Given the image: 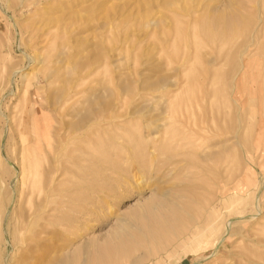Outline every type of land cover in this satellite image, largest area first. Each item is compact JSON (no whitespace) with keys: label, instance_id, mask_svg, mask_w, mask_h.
I'll use <instances>...</instances> for the list:
<instances>
[{"label":"rangeland","instance_id":"rangeland-1","mask_svg":"<svg viewBox=\"0 0 264 264\" xmlns=\"http://www.w3.org/2000/svg\"><path fill=\"white\" fill-rule=\"evenodd\" d=\"M263 5L264 0H0V195L7 201L20 177L22 125L36 122L43 110L51 116L49 158L62 162L53 210L28 226L6 220L0 229V264H264L263 80L256 81L255 96L243 86L254 71L237 82L234 96L244 101L238 123V107L226 101L243 59L264 75ZM156 81L162 93L177 96L174 107L153 91ZM203 91L209 97L205 110L215 107L209 102L214 95L221 113L235 109L220 120L227 128L224 138L211 142L173 120L190 116L184 106L194 105ZM88 100L93 106L119 101L115 117L92 120L88 134L73 133L65 143L62 124L79 122ZM235 124L241 126L238 139L230 132ZM186 200L203 208L201 218L171 244L153 247L144 240L153 249H112L113 231L125 233L147 220L144 206L178 208ZM14 205L9 215L28 209L26 200Z\"/></svg>","mask_w":264,"mask_h":264},{"label":"bare ground","instance_id":"bare-ground-1","mask_svg":"<svg viewBox=\"0 0 264 264\" xmlns=\"http://www.w3.org/2000/svg\"><path fill=\"white\" fill-rule=\"evenodd\" d=\"M27 1V0H26ZM238 1V0H237ZM252 1V0H251ZM259 1V0H258ZM261 1V0H260ZM250 2V1H249ZM30 4V1L28 2ZM32 3V1H31ZM257 4V3H256ZM28 6V5H27ZM219 5H217L218 7ZM260 6V5H259ZM264 6V5H263ZM262 6L261 10L257 9L260 11V13L262 15H264V7ZM215 7V10H219V8ZM252 8V7H251ZM254 8V7H253ZM259 8V7H258ZM258 11V12H259ZM255 13V12H254ZM46 14V13H45ZM44 13L42 15H45ZM256 14V13H255ZM264 18V16H262ZM262 18V19H263ZM45 20V19H44ZM43 20V21H44ZM47 20V19H46ZM45 20V21H46ZM262 21V20H261ZM264 21V19H263ZM40 22V21H39ZM38 22V23H39ZM154 22V21H153ZM45 24V22H43ZM42 23V19H41V23ZM49 23V22H46ZM57 24V23H56ZM35 25V24H34ZM38 25V24H37ZM49 25V24H48ZM247 24H245L246 26ZM44 26V25H43ZM41 26V27H43ZM47 26V25H46ZM44 26V27H46ZM38 29H39V25H38ZM41 29V28H40ZM43 32V31H42ZM253 40V39H252ZM258 41V40H257ZM249 44V43H248ZM252 44V43H251ZM250 45V44H249ZM256 45V44H255ZM262 48V47H261ZM245 50V49H244ZM189 51V50H188ZM150 56V55H149ZM183 56V55H182ZM182 56L181 59H182ZM148 57V56H147ZM67 59V58H66ZM180 59V60H181ZM179 60V59H178ZM233 61V60H232ZM235 62V61H233ZM232 63V62H231ZM253 61L251 62V60L243 59L240 62V67H239V72H238V76H234L232 77L231 80V86H230V91H229V95L226 97H222V99L224 100V98L229 99L228 101H231L230 103L233 104V106L235 105L237 108V111H235V109H229V105L227 108L230 111H235V118L234 120L238 123L239 117L241 116L243 110V99H239L241 98L238 96H234V94L236 95L237 93H235V90L238 89L237 84H240L241 82H246V80H248L249 78H247L246 80H243L245 78V74L248 72L251 73V71L253 72V76L250 74H248L251 78L249 79V81L247 83L249 84H244L243 86L244 89H247L250 94L253 96H255L254 93H256L255 91V87H256V81L261 82V89L263 88L264 90V75H262L261 73V68L255 64L253 66ZM179 64V63H178ZM208 65V64H207ZM209 66V65H208ZM254 67V68H253ZM254 69V70H253ZM204 74V73H203ZM205 75V74H204ZM258 77V78H253V77ZM247 76V77H249ZM238 77V78H237ZM207 76L204 77V80H207ZM258 79V80H257ZM161 79H159L160 81ZM202 80V79H201ZM156 81V82H152L156 86H160V82ZM241 81L240 83H237ZM150 83V82H148ZM158 83V84H157ZM191 83V82H190ZM209 83V82H208ZM204 84V83H203ZM243 84V83H242ZM151 85V84H150ZM72 86V85H71ZM165 86V84H164ZM241 86V84H240ZM152 87V86H151ZM158 87H152L153 91L155 88L154 92H159V95L161 98L165 97L166 98V104L165 106L167 108H171V106L174 107L176 101H177V96L176 95H166V93H162V91L165 90H161V86L160 89ZM163 87V86H162ZM206 87V86H205ZM258 87V88H259ZM157 88V91H156ZM164 88V87H163ZM193 88V87H192ZM236 88V89H235ZM257 88V87H256ZM145 89V87H144ZM203 90V89H202ZM237 90V92H238ZM94 91V90H93ZM195 91V90H194ZM199 91V90H198ZM261 91V90H260ZM216 92V91H215ZM220 92V91H219ZM263 93V91H261ZM193 93V91H192ZM214 93V92H213ZM227 93V92H226ZM239 94L241 93L238 92ZM168 94V93H167ZM195 94V93H194ZM217 94V92H216ZM48 95V94H47ZM69 95V94H68ZM136 95V94H135ZM197 95V92H196ZM130 96V95H129ZM132 96V95H131ZM191 96V95H190ZM195 96V95H194ZM219 96H222L221 94ZM263 98V95H261ZM260 96V97H261ZM54 97V95H53ZM92 97V96H91ZM135 97V96H134ZM185 97V96H184ZM217 97V98H216ZM238 97V99H237ZM117 98V97H116ZM130 98V97H129ZM216 98V100H215ZM219 97L217 95H214V97L212 99H210L209 102H212L213 105L215 107H209L210 110H205V104L208 103L209 97L207 96V93H205L203 91V93H200L199 96H195V98L193 99V103L194 105H192V102H190L191 104H189V106L186 104V106H184L185 111H189L190 113H192L190 116L184 113H181L179 117H175L173 120L174 121H178L180 122V125L182 127L185 126L188 128V130H186L187 132L190 130L192 131L196 136L201 135L202 138H205L208 140L210 139H216V138H221V136H225L227 133V128L226 130H222L221 125L224 124L222 123L221 125L219 123L220 120L222 119H226L227 116H230V113L232 114V112H230L228 109V111L230 112L227 116L224 113H221L220 111L221 108V104L219 102L220 99H218ZM70 99V98H69ZM133 99V98H132ZM164 99V98H163ZM186 99V98H185ZM73 100V99H72ZM125 100V99H124ZM127 100V101H126ZM124 101V108L128 109V106L126 107V105L128 104L127 102L129 101L128 99H126ZM222 100V101H223ZM264 100V99H262ZM76 101V99H75ZM88 111L84 110L87 112V114H83L82 115V119L79 120V122H77L76 124H72V123H63L62 124V131H63V136H64V142L68 143L70 142V140L73 139V137H71V134H75L77 132H81L82 135H86L88 134L90 129L89 127H91L90 123H92L91 121L94 119H100V121H105V120H110L111 118H114L115 116H113V109L114 106H116V104H118L119 101H117V103L115 104L114 100H110L108 103H105V101H99V105L97 106H93L90 104V100H88ZM122 101V100H121ZM120 101V103H121ZM136 101V99H135ZM134 101V102H135ZM189 101V100H188ZM192 101V98H191ZM221 101V100H220ZM225 101V102H226ZM132 101V104L134 103ZM181 104H184L185 100H183V98H179V101ZM263 102V101H262ZM71 103V102H70ZM125 103H127L125 105ZM131 103V101H130ZM179 103V104H180ZM75 104V103H74ZM220 104V105H219ZM226 104V103H225ZM228 104V103H227ZM246 104V103H245ZM244 104V105H245ZM248 104V103H247ZM246 104V105H247ZM79 105V103H78ZM131 105V104H130ZM208 105V104H207ZM122 106V105H121ZM179 106V105H178ZM182 106V105H181ZM195 106V110L194 107ZM227 106V105H226ZM234 106V107H235ZM264 106V105H263ZM132 108L133 105L131 106ZM233 107V108H234ZM245 107V106H244ZM249 107V105H248ZM248 107H245V111ZM85 108V107H84ZM122 108V109H124ZM132 108L130 109L129 106V110L131 111ZM230 108H232V106H230ZM242 108V110H241ZM86 109V108H85ZM117 109V108H116ZM179 109V108H178ZM135 110V109H134ZM133 110V111H134ZM123 111V110H122ZM126 111V110H125ZM129 111V112H130ZM157 111V110H156ZM226 111V110H225ZM241 111V114L239 116V112ZM85 112V113H86ZM124 112V111H123ZM127 112V111H126ZM135 112V111H134ZM79 114V113H78ZM116 115V114H115ZM193 115V116H192ZM263 115V114H262ZM121 117V116H120ZM264 117V116H262ZM231 118V117H230ZM105 119V120H104ZM172 119V118H170ZM192 119V121L190 120ZM258 119V118H257ZM172 120V121H173ZM95 121V120H94ZM151 121V120H150ZM159 121V120H157ZM50 122H51V116L45 111H41L40 115L37 116L36 122H33L32 124H26L24 123L22 125L21 131H20V135L22 138V143H23V150L25 153L22 154V158H21V165H20V172H19V179L16 178V183L15 184V191L13 190L12 194L10 195V198L6 201L4 200L3 196L0 195V229L2 231H4L5 228V224H6V220H9V222H13L16 225H20L23 226L26 225H30L32 223H34L38 218H43L45 217V215L47 216V214L53 210V202L52 201V193H54L57 185H56V180L58 179V172L61 169L62 166V162L60 159H58L56 156L53 158H49V154L50 152H52L53 147H52V142H51V133H50ZM108 122V121H107ZM187 122V123H186ZM223 122V121H222ZM235 122V123H236ZM260 122V121H259ZM95 123V122H94ZM92 123V124H94ZM159 122H155L153 124H155L154 127H159ZM264 123V122H262ZM261 123V124H262ZM98 124V122H97ZM107 124V123H106ZM240 124V123H239ZM148 125H152V123L147 124ZM166 125V124H165ZM236 125V126H235ZM234 126H231L230 128H232V130L230 129V132L233 134V137L235 138H240L239 135H241L242 133L239 134V128L237 124H235ZM257 125V124H255ZM161 126V124H160ZM241 127V126H240ZM150 128V127H148ZM262 128V125H261ZM147 129V127H146ZM257 129V128H256ZM223 131L225 134H223ZM229 131V130H228ZM229 132V133H230ZM241 132V131H240ZM3 134V133H2ZM261 134V133H260ZM84 135V136H85ZM157 135V133H156ZM2 136V135H1ZM222 136V137H223ZM80 137V136H79ZM82 137V136H81ZM80 137V138H81ZM199 137V136H198ZM258 137V136H257ZM256 137V140H257ZM26 138H32L34 140V144L33 145H26L27 141ZM78 138V137H77ZM224 138V137H223ZM237 138V139H238ZM262 138V135H261ZM260 138V139H261ZM1 139V138H0ZM264 139V138H263ZM263 139H261L263 142ZM219 140V139H218ZM54 141V140H53ZM213 140H210V142ZM220 141V140H219ZM236 141V140H235ZM241 140H237V143L239 144ZM222 142V141H221ZM1 143V142H0ZM215 143V142H214ZM255 144V143H254ZM261 144V143H260ZM259 144V145H260ZM54 145V144H53ZM256 145V144H255ZM258 145V146H259ZM216 146V145H215ZM254 146V145H253ZM63 147V146H62ZM257 147V145H256ZM61 149V148H60ZM59 149V150H60ZM58 151V150H57ZM56 151V152H57ZM152 151V150H151ZM212 152V151H211ZM226 152V151H225ZM54 154V153H53ZM18 155V154H17ZM55 155V154H54ZM19 158V157H18ZM223 158V157H222ZM20 159V158H19ZM154 171V170H153ZM15 178V175L14 177ZM14 180V179H13ZM56 186V187H55ZM261 186V185H260ZM3 187V186H2ZM8 187V185H7ZM1 188V187H0ZM2 190V189H0ZM12 191V190H10ZM1 193V191H0ZM8 196V195H7ZM183 198V197H181ZM26 200V204L28 206V209L26 212H23L22 209H20L19 212H17V210H13V212H11V214L9 215V207L11 205H16L17 208L21 207L22 202ZM157 201V200H156ZM169 201V200H167ZM197 201V200H196ZM177 203V201H176ZM194 200H189V201H185V204L183 203V205H180V209L183 210L182 206L185 207V211L183 210V212L178 211L176 207H168L166 205H151L150 206H142V209L146 210V219L145 221H141L140 223H130L132 224V230H128L124 233H118L117 231H113L115 232V234H112V236L114 237V241H116L113 246L112 249L115 252H128V251H138L141 248H145L147 245L145 244L147 241H149L148 245L151 244V246L153 245V247H155L157 244H161V243H169L171 244L175 239L177 240L178 238L181 237L182 235V230H186L188 228V226L193 223V220L196 218L197 216L199 218L200 214L198 213L200 211V209H203L201 207H197L194 205ZM179 204V202H178ZM14 205V206H15ZM55 206V205H54ZM175 206V205H174ZM178 206V205H177ZM140 207V206H139ZM138 207V209H139ZM164 207H168V210L165 211V209L163 210ZM186 207H188V209H186ZM25 211V210H24ZM199 214V215H198ZM211 214V213H210ZM201 218V216H200ZM125 219V218H122ZM13 220V221H12ZM129 220V219H128ZM15 221V222H14ZM130 221V220H129ZM217 221V220H216ZM218 222V221H217ZM128 223V221H127ZM123 223H121L120 225H122ZM14 225V224H13ZM119 225V224H118ZM118 225L116 227H118ZM129 225V223L127 224ZM192 225V224H191ZM25 226V227H26ZM229 225H227L228 227ZM125 227V225H124ZM120 229V227H118ZM127 228V226L125 227ZM130 228V227H129ZM19 229V228H18ZM17 229V230H18ZM117 229V228H116ZM11 230V229H10ZM9 230V231H10ZM27 230V228H26ZM20 231V230H19ZM22 231V229H21ZM20 231V232H21ZM123 231V230H122ZM25 232V230H23V233ZM117 232V233H116ZM2 233V232H1ZM5 234V233H4ZM21 234V233H20ZM223 235V234H222ZM219 239V238H218ZM112 240V239H111ZM146 240V242L144 241ZM218 241V240H217ZM216 241V242H217ZM111 242V241H110ZM220 242V241H219ZM8 243V242H7ZM144 243V244H143ZM105 244V243H104ZM216 244V243H215ZM10 245V244H9ZM145 245V246H144ZM150 247L151 249H153V247ZM22 247V246H21ZM145 248L146 250L148 249ZM16 248V247H15ZM24 248V247H23ZM26 248V247H25ZM214 248V247H213ZM97 250V249H96ZM156 250V249H155ZM216 250V249H215ZM14 251V250H13ZM98 251V250H97ZM142 251V250H140ZM99 252V251H98ZM150 252V251H149ZM13 253V252H12ZM15 253V252H14ZM148 253V252H146ZM145 253V254H146ZM130 254V253H129ZM143 254V255H145ZM217 254V253H216ZM142 255V254H141ZM148 255H145V258H148ZM125 257V256H124ZM139 256H137L136 258H138ZM143 257V256H142ZM142 260V259H141ZM144 260V259H143ZM137 261H139V259H137ZM135 259V262L133 264H138V262ZM137 262V263H136ZM142 262V261H140Z\"/></svg>","mask_w":264,"mask_h":264}]
</instances>
